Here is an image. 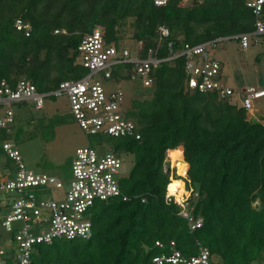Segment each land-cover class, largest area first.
<instances>
[{
  "label": "trees",
  "instance_id": "obj_1",
  "mask_svg": "<svg viewBox=\"0 0 264 264\" xmlns=\"http://www.w3.org/2000/svg\"><path fill=\"white\" fill-rule=\"evenodd\" d=\"M17 18L30 24L29 35L16 28ZM98 26L120 49L129 48L123 38L131 27L143 55L153 47L168 57L171 41L178 51L186 42L254 31L255 15L247 0H0V79L14 86L26 78L44 92L82 77L87 70L78 47ZM161 26L170 36L161 38ZM185 61L162 62L151 92L133 99L126 114L141 139L112 138L135 156L121 179L129 200L97 201L89 239L40 243L32 264H150L160 251L157 240H174L185 254L208 247L224 264L264 260V115L250 118L236 96L187 89ZM131 70L120 65L114 76L128 80ZM23 134L21 126L0 130V155L3 141L18 143ZM168 150L178 153V176L171 180L164 170ZM181 180L185 193L192 189L194 219H203L195 229L174 198L167 200L170 185Z\"/></svg>",
  "mask_w": 264,
  "mask_h": 264
},
{
  "label": "built area",
  "instance_id": "obj_2",
  "mask_svg": "<svg viewBox=\"0 0 264 264\" xmlns=\"http://www.w3.org/2000/svg\"><path fill=\"white\" fill-rule=\"evenodd\" d=\"M154 1L157 5L169 2ZM247 5L255 15L254 31L197 44L186 42L178 51L173 49L171 41L168 57L158 56L157 49L153 47L146 55L142 54L143 46L138 51L120 49L106 42L102 27L94 28L78 47L79 62L87 70L82 77L64 80L57 88L44 92L26 78H21L14 86L7 79H0V130L13 132L17 104L31 103L41 110L48 98L67 95L76 121L87 134L97 136L98 140L105 137L139 140L142 134L137 123L127 116L128 109L122 107L124 90L121 87L107 90L97 76L117 82L140 79L144 86L151 87L154 69L164 61L181 56L186 58L187 89L214 92L222 98L236 96L249 117L258 118L254 112L257 103L264 97V87L246 85L238 90L225 83L222 62L213 54L220 41L233 38L247 51L251 38L264 34V0H247ZM15 26L30 34L31 26L22 18L16 19ZM160 34L161 38L170 36L169 28L161 26ZM123 64L132 65L128 80H118L114 76L115 70ZM2 146L8 159L4 172H0V205L8 209L2 225L14 233L15 245L9 250L0 248V264H32L35 247L40 243L50 244L57 239H89L93 230V207L97 201L129 200L121 186L122 177L128 173L124 170L123 153L116 147L106 146V142L98 141L76 150L71 163L72 176L68 181L28 169L14 139L3 141ZM11 165H15V171L11 170ZM54 189L62 190L61 198L52 197ZM172 197L167 193V200ZM175 198L174 201L181 206L179 214L191 222L192 229L200 227L203 219H194L186 203L188 200ZM155 245L160 251L150 264H216L211 251L205 246L197 254H185L174 240H157Z\"/></svg>",
  "mask_w": 264,
  "mask_h": 264
},
{
  "label": "rangeland",
  "instance_id": "obj_3",
  "mask_svg": "<svg viewBox=\"0 0 264 264\" xmlns=\"http://www.w3.org/2000/svg\"><path fill=\"white\" fill-rule=\"evenodd\" d=\"M132 28L128 27L124 33L123 43L133 51H138L143 46L142 42L132 39ZM213 54L222 62L223 81L235 89H242L246 85L264 87V34L254 36L250 40L247 51L240 47L237 39L220 41L213 50ZM102 80L107 90L121 87L125 92L122 107L128 109L132 106L134 98L143 93H150L151 88L143 85L140 79L117 82L114 79L104 80L102 75L97 76ZM16 128L23 127L24 134L17 143L27 168L39 173H47L58 179L68 181L71 174V163L78 148L89 146L95 142H106V146L118 148L114 139L105 137L98 140L97 136L87 134L76 121L67 95L51 97L46 100L44 109L38 110L31 103L17 104ZM253 112L250 113L252 116ZM256 117L264 115V97L257 103ZM264 121V119H263ZM107 150V147H104ZM123 149V148H122ZM124 170L129 172L135 163V156L122 150ZM167 152L164 170L172 177H177V168L174 162L178 154L173 156ZM5 154L0 155V172H4L7 162ZM15 171V165H11ZM182 172V167L179 168ZM187 175L183 176L186 178ZM187 187V186H186ZM183 199L192 197V189L187 188ZM53 198H61L62 190L54 189ZM173 198H175L173 196ZM176 199V198H175ZM182 199V200H183ZM187 205L190 203L187 201ZM255 204H258L256 202ZM8 209L0 205V248L9 250L14 247V233L7 231L2 225ZM216 264H224L220 256L214 257ZM251 264H264V260H255Z\"/></svg>",
  "mask_w": 264,
  "mask_h": 264
},
{
  "label": "bare ground",
  "instance_id": "obj_4",
  "mask_svg": "<svg viewBox=\"0 0 264 264\" xmlns=\"http://www.w3.org/2000/svg\"><path fill=\"white\" fill-rule=\"evenodd\" d=\"M168 152H169V150H168ZM169 153H171V152H169ZM171 154H174L173 156H175V154H178V153H171ZM168 195L175 196L177 200L182 201L183 195H185L184 182L182 180L173 182L170 185V191L168 192Z\"/></svg>",
  "mask_w": 264,
  "mask_h": 264
},
{
  "label": "crops",
  "instance_id": "obj_5",
  "mask_svg": "<svg viewBox=\"0 0 264 264\" xmlns=\"http://www.w3.org/2000/svg\"><path fill=\"white\" fill-rule=\"evenodd\" d=\"M171 150V149H170ZM182 152H183V150H182ZM184 160V159H183Z\"/></svg>",
  "mask_w": 264,
  "mask_h": 264
}]
</instances>
